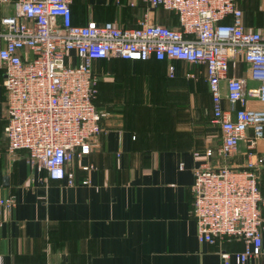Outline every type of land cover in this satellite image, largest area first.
<instances>
[{
	"label": "crops",
	"instance_id": "0c3cea01",
	"mask_svg": "<svg viewBox=\"0 0 264 264\" xmlns=\"http://www.w3.org/2000/svg\"><path fill=\"white\" fill-rule=\"evenodd\" d=\"M239 4L246 28L264 32V0ZM147 11L143 0L72 3L73 22L81 26L136 28ZM13 13L12 6L0 2V31L1 19ZM149 13L153 23L178 25L174 12L158 8ZM3 45L0 37V49ZM78 62L72 53L70 64ZM169 62L92 61L103 132L93 139L90 155L69 164L76 184L68 186L69 176L52 181L33 170L26 152L8 151L0 59V198L16 199L12 211L0 214V264H238L235 254L243 252L242 240L199 242L191 187L200 161L243 166L245 146L228 162L212 154L222 136L211 123L205 67L176 62L177 75L170 78ZM229 76L257 86L241 56L232 59ZM222 89L226 94L225 83ZM249 105L264 108L256 101ZM259 146L264 154V139ZM84 166L91 168L84 171ZM85 179L88 185L82 184ZM259 180L264 188V169ZM223 254H229L228 261ZM243 264H264V256Z\"/></svg>",
	"mask_w": 264,
	"mask_h": 264
},
{
	"label": "built area",
	"instance_id": "2783aa9c",
	"mask_svg": "<svg viewBox=\"0 0 264 264\" xmlns=\"http://www.w3.org/2000/svg\"><path fill=\"white\" fill-rule=\"evenodd\" d=\"M0 2L14 9L1 19L0 31L4 132L10 153L26 152L33 170L46 173L52 181L69 176L68 186H74L69 164L90 155L93 139L103 132L92 61L115 57L170 61V78L177 75L176 62L203 66L212 96L211 123L222 136L221 146L212 154L228 162L240 154L243 143L246 162L216 166L202 160L194 168L191 213L197 238L208 244L242 240L244 250L235 254L238 264L264 256V192L259 182L264 169L259 150L264 108L249 105L250 101L264 105V32L246 28L239 0H143L148 11L136 28L96 22L76 25L73 0ZM158 8L174 12L178 25L151 22L149 12ZM72 53L79 59L77 64H70ZM238 56L249 65V79L257 82L256 87H249L245 78H230V63ZM187 78L194 75L187 73ZM15 206L14 196L0 198V214Z\"/></svg>",
	"mask_w": 264,
	"mask_h": 264
},
{
	"label": "trees",
	"instance_id": "16d2710c",
	"mask_svg": "<svg viewBox=\"0 0 264 264\" xmlns=\"http://www.w3.org/2000/svg\"><path fill=\"white\" fill-rule=\"evenodd\" d=\"M95 103H96V102H95ZM259 182H260V180H259ZM260 189L264 192V188H262L261 185H260Z\"/></svg>",
	"mask_w": 264,
	"mask_h": 264
}]
</instances>
